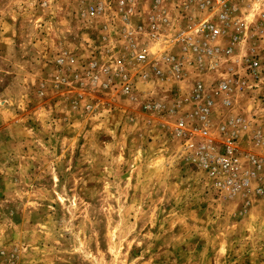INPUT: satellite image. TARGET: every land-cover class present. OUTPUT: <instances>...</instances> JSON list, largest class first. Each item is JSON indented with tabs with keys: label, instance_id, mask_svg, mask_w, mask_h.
<instances>
[{
	"label": "rangeland",
	"instance_id": "1",
	"mask_svg": "<svg viewBox=\"0 0 264 264\" xmlns=\"http://www.w3.org/2000/svg\"><path fill=\"white\" fill-rule=\"evenodd\" d=\"M116 1L0 0V264H264V184L231 196L189 161L175 116L142 105L173 108L169 75L107 82L127 36L147 49L152 0L128 22Z\"/></svg>",
	"mask_w": 264,
	"mask_h": 264
},
{
	"label": "built area",
	"instance_id": "2",
	"mask_svg": "<svg viewBox=\"0 0 264 264\" xmlns=\"http://www.w3.org/2000/svg\"><path fill=\"white\" fill-rule=\"evenodd\" d=\"M135 1H116L120 10L119 17L126 22L132 18L130 12ZM163 2L152 0L148 26L145 29L140 26L137 31L155 44V52L150 54L145 47L138 48L134 40H131L132 36H127L126 47L129 49L123 66L111 62L107 67L110 71L107 82L119 86L121 94L134 96L136 77L143 82L153 76L163 80L165 75H169L172 82L183 80L186 73L183 61L185 56L176 53L175 45H179L183 54L190 56L191 62L196 63L199 68H203V62L210 57L214 59L217 56L214 54L222 57L231 53V46L219 50L217 45H211L224 32L223 27L229 24L232 10L227 6L226 0H181L177 17L181 23L177 29L174 26L168 28H173V32L176 30L175 33L166 30L168 17L163 9ZM192 5L209 10V14L194 17ZM101 10L102 6L98 5L91 7L89 13L97 14ZM210 11L215 13L211 14ZM213 19L221 26L211 21ZM235 28L238 30V27ZM243 66L245 72L253 78L259 74L260 64L257 59L244 57ZM128 67L140 71L132 76L125 69ZM77 77L74 74V78ZM174 85V93L170 97L173 108H166L159 98L148 95L142 99V105L144 109L175 116L170 134L180 139L189 161L203 172L205 178H211L218 189L231 196L250 191L252 180L264 184V154L244 150L239 142V132L245 127L242 116L231 109L235 83L230 78L206 85L197 81L187 93H183L178 84ZM227 109L229 110L224 111ZM252 141L253 146L264 148V141L259 135L252 136ZM260 191L259 185L255 192Z\"/></svg>",
	"mask_w": 264,
	"mask_h": 264
},
{
	"label": "crops",
	"instance_id": "3",
	"mask_svg": "<svg viewBox=\"0 0 264 264\" xmlns=\"http://www.w3.org/2000/svg\"><path fill=\"white\" fill-rule=\"evenodd\" d=\"M163 1L166 10H169L171 14L168 17L172 21L171 23L175 27L174 29H177L181 23L177 18L179 15L178 10L181 7V0ZM226 2L227 6L233 9L229 15V24L223 27L225 29L224 32L217 36L211 42V45H217L219 50L231 46V53L228 56L222 55V57H219L218 54H214L217 55V58L211 59L210 57L203 62V68H199L196 63L191 62L192 58L190 56L183 54L179 49V45H175L174 49L178 55L185 56L183 60L186 72L185 76L193 75L203 85L217 82L224 78H230L235 83L231 106H234V101L238 102V107L235 108V112L239 113L243 118L245 128L239 132L241 147L244 150H254L264 154L263 147L253 146L252 143V136L254 135H259L264 141V114H262L259 105L253 99V94L261 92L264 89V0H226ZM139 4L141 5L143 3L140 2ZM175 5L179 9H174L173 7ZM170 9L174 10V12L172 13ZM193 16L195 17L194 14ZM138 18L141 20L145 18L143 11L139 13ZM211 21L218 23L216 19ZM240 24L242 26H239ZM218 25L221 26L220 23ZM235 27H238V30ZM171 30L173 32V28ZM175 32L176 30L173 33ZM145 44L149 51H153L149 53H154L156 49L155 44L148 40ZM244 57L258 60L260 71L256 78H253L252 75L245 72L243 66ZM186 80H189V78H186ZM173 83L179 86H182V83L186 84L185 79Z\"/></svg>",
	"mask_w": 264,
	"mask_h": 264
}]
</instances>
